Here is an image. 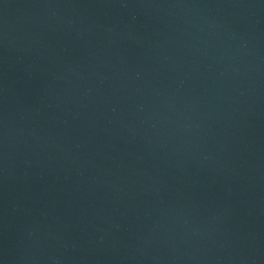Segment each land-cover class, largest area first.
Segmentation results:
<instances>
[{
	"label": "water",
	"instance_id": "water-1",
	"mask_svg": "<svg viewBox=\"0 0 264 264\" xmlns=\"http://www.w3.org/2000/svg\"><path fill=\"white\" fill-rule=\"evenodd\" d=\"M0 264H264V0H0Z\"/></svg>",
	"mask_w": 264,
	"mask_h": 264
}]
</instances>
